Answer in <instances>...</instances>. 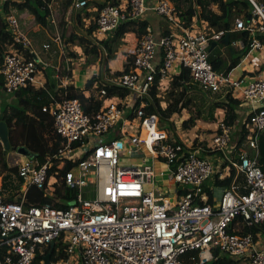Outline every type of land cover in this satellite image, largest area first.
<instances>
[{
  "label": "built area",
  "instance_id": "2783aa9c",
  "mask_svg": "<svg viewBox=\"0 0 264 264\" xmlns=\"http://www.w3.org/2000/svg\"><path fill=\"white\" fill-rule=\"evenodd\" d=\"M123 1L124 5H106L99 11L96 36L113 33L128 17L144 18L149 10L164 17L172 31L157 35L148 27L138 39L132 68L114 81L130 91L126 104L106 99L102 109L91 114L84 111L78 99H63L54 105L51 114L62 144L53 156H44L43 163L37 158L18 165L21 202L5 200L0 176V264H46V252L56 241L61 246L56 254L64 248L68 259H51V264H208L216 254L240 264H264V239L245 232L264 225V171L257 157L236 149L233 129L225 119L219 122L210 148L221 154L218 163L200 157V150L192 151L193 145L182 135L177 134L178 139L171 142L168 132L159 127V115L146 114L141 102L157 76L160 90L165 91L169 77L182 69L190 71V88L198 86L213 94L240 89L242 81L215 71L210 62L212 44L221 43L228 33L192 32L180 23L175 5L169 0H152L150 6L146 0ZM250 1L264 21V4ZM83 7L84 2L77 4V8ZM128 7L130 16L126 13ZM7 25L29 49L31 43L22 35L19 19L9 15ZM236 29L253 35L264 32L255 19L248 26L238 19ZM251 48L263 46L254 39ZM44 49L51 46L45 44ZM38 66L35 60L7 53L0 65L5 92L15 94L28 86H44ZM101 96L106 92L101 91ZM242 96L253 105L246 133L253 136L250 148L256 150L258 133L264 130V79L246 84ZM138 121L139 134L127 132ZM120 123L119 133L105 143ZM190 132L189 137L196 140ZM142 148L170 167L169 182L174 184L175 192L155 189L152 181L158 177L152 165L122 164L123 154L141 153ZM66 167L70 168L63 173ZM233 171L236 178L232 186L223 188L218 201L209 204L206 182L213 176L219 180L229 178ZM239 176L244 177V184H237ZM90 182L96 198L90 194ZM61 185L77 191L74 206L58 209L49 203L29 204L25 199L30 187L54 195L51 190Z\"/></svg>",
  "mask_w": 264,
  "mask_h": 264
},
{
  "label": "trees",
  "instance_id": "16d2710c",
  "mask_svg": "<svg viewBox=\"0 0 264 264\" xmlns=\"http://www.w3.org/2000/svg\"><path fill=\"white\" fill-rule=\"evenodd\" d=\"M53 0H13L8 1L4 4L6 15H10L11 9L29 10L37 18L38 24L43 25L44 21L51 14V8L49 5ZM175 5L176 15L180 23L190 28L193 24V20L197 22H204L208 25L212 32H219L225 30L231 35V32L236 28V22L238 19L243 20L248 26L250 22L255 19L261 23L264 27V21L260 15L256 13V8L250 0H212L213 4L218 7L219 14H214L203 9L202 3L204 0H169ZM257 5H263L264 0H254ZM122 0H106L104 4L98 5V12L106 5L120 6ZM94 16L97 17V13ZM130 16L129 7L126 11ZM91 14H86L89 17ZM81 19V15L77 17ZM149 27V23L146 18L132 19L128 17L127 20L123 21L119 27L113 32L107 35L106 39L100 44H85L75 34H72L68 39L67 43L78 44L82 47L83 55L85 56L86 62L89 66L95 65L98 61L100 62V72L95 75L90 81L86 83L83 88H76L73 85H64L63 77L60 70H55L39 64V70L43 73L44 86H28L13 96L12 102H0V122L5 121L11 130V126H27L33 125L36 128L38 137L44 147V155H40L38 160L41 163L44 162V156H53L60 145L62 144L61 138L56 133L54 127V121L51 111L54 105L63 99H78L81 101L84 111L87 114L99 112L106 99H118L122 100L125 104L130 91L126 88L118 86L117 84L104 79V65H105V54L111 49L115 43H119L126 35L130 33L136 34L138 39H141L146 33ZM96 26L90 27L91 33L95 32ZM239 35L242 38L244 48L241 53L234 58L230 67L226 70L225 74L230 73L237 65L240 56L245 55L251 49V45L254 39H257L264 47V32H257L253 35L250 31H239ZM76 42H74V40ZM230 38V48H231ZM12 48L13 51L9 53H15L27 60H34L32 52L23 46L21 42L16 39L15 34H12L7 27V24L0 27V59L3 63L4 55L8 52L7 47ZM232 52V51H231ZM72 58H77L76 53L69 54ZM212 65L215 71H219L222 66L221 59H215L212 61ZM122 74V73H121ZM73 76L71 68L68 69L67 77ZM0 77H2L0 75ZM39 77H42L39 72ZM66 77V78H67ZM120 74L117 75V78ZM190 82V71L182 69L180 74L170 76L168 79L166 91L160 90V79L156 77L152 89L149 94L142 98L143 109L146 114H157L160 117V129L168 132L169 140L172 142L178 139L177 126L173 120L174 116L182 117L187 114V118L183 122V127L186 130H191L197 126L198 120L201 118V112L197 108L193 97L191 96V88L189 87ZM0 88L4 89V79L0 80ZM101 91L106 92V96H101ZM162 93H166L163 95ZM241 105V102L231 96L216 103L215 107L224 108L227 111L225 118L226 123L231 126L233 130L237 129V123L239 116L237 109ZM47 108L44 112L43 109ZM241 131L237 137L236 149L239 150L243 147L246 141V124L241 127ZM11 132V131H10ZM236 131H233L232 139H234ZM143 132V137L145 136ZM216 134L211 137H207V133L203 139H198L194 142L191 147L192 151L200 150V157L206 155H212L210 152L209 145L215 138ZM177 143H179L177 141ZM25 146V145H23ZM20 147V146H18ZM202 153V155H201ZM220 156L221 154L218 153ZM237 159V156H234ZM70 167H66L63 173L67 172ZM53 170H56L53 169ZM18 165H11V160H7L6 155L3 151V146L0 143V176H2V189L1 192L5 196L7 202H21L22 195L20 189L22 181L17 180ZM236 178V173L233 171L232 176L224 180L216 179L217 186L230 188ZM239 180V177H238ZM57 186L55 190H51L54 193L55 198L49 197L45 190H39L36 187H30L25 195V199L29 204H51L54 208L66 209L65 206L56 203V199H62L66 201H73L77 198V191L74 189H65ZM186 191H189L188 189ZM209 204H213V195L209 191ZM246 233L254 234L255 238L259 236L264 239V225H256L250 229H246ZM60 243L55 242L53 254L51 256L52 261L67 260L68 256L62 248L59 255L56 254ZM50 248L47 250L48 254ZM42 256H40V259ZM240 261L231 259L229 256L223 255L220 258L216 257L211 260L208 264H240Z\"/></svg>",
  "mask_w": 264,
  "mask_h": 264
},
{
  "label": "crops",
  "instance_id": "0c3cea01",
  "mask_svg": "<svg viewBox=\"0 0 264 264\" xmlns=\"http://www.w3.org/2000/svg\"><path fill=\"white\" fill-rule=\"evenodd\" d=\"M8 1H13V0H1L0 13L4 15V17L9 16V15H6V12L4 9V4ZM105 1L106 0H84V1L82 0H53L50 6L51 14L44 21L43 25L38 24L37 18L29 10H19V9L13 8L11 9L10 15H15L19 19L21 27H23V29L28 35H31L33 42H36L40 39L45 40L46 43L43 44V48H44V45L48 44L46 39H51L54 42H57L56 43L57 45H60V47H63V53L61 52V54H63L66 58L65 65L68 67V69L71 68L72 74H73L71 78L69 77L65 78L63 83L65 86L73 85L76 88H83L88 81H90L95 75L99 74L100 62L98 61L95 65L89 66L86 62L85 56L83 55L82 47H80L78 44L67 43V39L72 34H75L79 39L86 41L84 42L85 44H91L92 42L94 44H100L103 40H105L107 36L99 38L98 36H96L95 32L91 33L90 31V27L92 25L95 26L96 16H94V13L98 12V5L104 4ZM81 2L85 3V7L83 8L88 10V12H85V14L87 13L91 14L88 17L90 21L89 22L87 21L86 25H84L85 21L83 22L82 17L81 19L77 18L80 15V12L79 10H76V9H82V8H77V4ZM122 2H123L122 4L124 5L123 0ZM151 2L152 0L149 1L147 5L150 6ZM202 7L205 10L207 9V11L208 9H210V12L214 14H219L218 7L215 4H212L211 6L209 4L207 5L205 4ZM148 13L149 14L152 13V16H149ZM97 14H99V12ZM144 18L147 19L149 23V28L152 30V32H154L157 35H162L164 33H169L172 31L166 19L164 17L159 16L153 10H149L145 14ZM67 27L71 29L68 32V34L72 33V34H69L70 36L69 35L66 36L67 34L64 33ZM189 29L192 32H199V33H205V34L211 33V29L208 27L206 23H204L203 21L197 22L196 19L193 20V24L191 25ZM63 33L65 34L66 37L65 36L62 37ZM125 37H124L126 39L125 43L124 42L122 44L115 43L111 47V49L107 51L105 54V65H104V71H103L104 79L110 82H113V83L115 80L119 78V77L117 78L118 74L121 75V73L126 71V69L132 68L131 57L137 46L138 38L136 34L134 33H130L126 35ZM230 38L232 41V44H231L232 52L231 53L232 55L238 56V54L241 53L242 49L244 48L242 38L239 35V30L235 28L231 32ZM130 43L133 44V47L128 46ZM29 50L32 52L33 58L36 62H38L39 64L43 66L58 70L56 66L50 64L49 62L41 61V59H39L33 53L34 50L31 48V46L29 47ZM214 50L212 52H214ZM11 51H13L12 48H10V46L7 47L6 52L9 53ZM71 53H76L78 57L77 58L70 57L69 54ZM60 58L61 57H59V59ZM214 58L222 60V66L220 69L223 70L222 72H224L225 74L226 70L230 67L231 63L236 57L230 56L228 58H225L224 53L220 52ZM159 59H160V56H159ZM1 64L2 62L0 59V65ZM113 71L115 72V76L112 77L110 76V72H113ZM39 72L42 76L39 78L41 82L44 83L43 73L40 70ZM178 74L179 72L177 71L175 75H178ZM227 75L232 80L242 81L243 83L241 85V88L236 89V90L229 89L230 92L217 93V94L206 92L198 86H194L191 88V92H192L191 96L193 97V100L197 108L201 112V118L200 120H198L196 127L192 128L191 130H186L183 127L182 124L184 120L188 117L187 114L185 113L182 117L177 116V115L173 117V120L174 121L176 120L175 123L177 126V134L182 135V138H184V140H186L187 142L192 143L198 139H203L206 133H207V137H209L210 139L215 134L216 135L218 134L217 132L218 124L221 120H224L226 118L227 111L224 108H221L219 106L215 107V106H216V103L226 99L228 96H231L241 102V105L237 109V114L239 116L237 128H238V124L240 123V121H242L241 126H244L247 123L251 110L253 109V105L248 104L243 100L242 88L245 87V85L251 81L258 80V79H264V47L262 49H255V48L252 49L251 48L250 51H248L245 55L240 56V59L236 67ZM1 78L2 77H0V80ZM0 91L5 92V90L2 88H0ZM205 96H208V98H206ZM7 102H12V100L8 99ZM256 107H261V104ZM121 126L122 124L120 123V125L117 127L118 129L117 134L119 133V129ZM241 130L242 129H240V131ZM233 131L234 132L236 131V133L234 134L237 135L238 133L237 129ZM189 132H190L191 137L194 136V137H197V139L192 140L189 137ZM233 141L236 142L237 140L233 139ZM211 145H212V142L209 145L210 148H211ZM210 152L212 151L210 150ZM199 155H200V152H199ZM205 157L210 158L211 160L215 161V163H218V160L220 159V155L218 153L217 154L214 153L212 155H206ZM216 179L218 178L216 176H213L205 184V190L207 191V193H209L210 191L213 195V201H212L213 203L218 201V198L222 194L223 188H225V187L217 186V184L215 183ZM165 184H169V189L175 188L172 182L168 181V183H165ZM237 184H244V177L239 176V180Z\"/></svg>",
  "mask_w": 264,
  "mask_h": 264
},
{
  "label": "rangeland",
  "instance_id": "374dc122",
  "mask_svg": "<svg viewBox=\"0 0 264 264\" xmlns=\"http://www.w3.org/2000/svg\"><path fill=\"white\" fill-rule=\"evenodd\" d=\"M149 1H151V0H146L147 3ZM203 4L204 5L205 4L206 5L209 4L211 6L213 4V2H212V0H204L202 5ZM0 5H1V0H0ZM76 10H79L80 15L83 13L81 15V17L83 19V22L85 21L84 25H86L87 21L88 22L90 21L88 19V17L86 16V14H85V12H88V10L85 9V8L76 9ZM206 11H207V9H206ZM208 12H210V9H208ZM149 16H152V13H150ZM7 18H8V16L4 17V15H2L0 13V27H2L3 25L7 24ZM84 19H86V20H84ZM260 21L263 22V19H261ZM20 29H21L22 35H24L30 41L31 48L34 50L33 53L39 59H41V61H43V62L47 61L50 64L56 66L58 68V71L60 70L61 75L66 78L67 77V73H68V67L65 65L66 64L65 56L63 54H61V52L63 53V47H60V45L56 44L57 42H54L51 39H46L47 43L51 46V49L45 50L43 48V44L46 43L45 40L40 39V40H38L36 42H33L32 38H31V35H28L25 32V30L23 29V27H21V25H20ZM70 30L71 29L69 27H67V29L64 31V33L67 34L66 36H68L69 34H72V33L68 34V32ZM64 33L62 34V37L65 36ZM81 33H83V32H81ZM125 38H123L119 43H121V44L123 42L125 43V41H126ZM76 40L77 39H75L74 42H76ZM80 40L82 42H86V41H84L82 39H80ZM128 46H132L133 47V44L130 43ZM229 46L225 47L224 45L219 44L218 47L215 48L214 52H212V53L210 52V62L214 61L215 60L214 57L220 52L224 53L225 58H228L230 56L231 57H237V55H232V53H231V48L232 47L230 48ZM59 57H61V58L59 59ZM222 71L223 70L220 69L218 72L224 74V72H222ZM110 76H112V77L115 76V72L114 71L110 72ZM65 78H63V81H64ZM162 94L165 95L166 93H162ZM205 97L208 98V96H205ZM13 98H14L13 94H8L6 92L0 91V102L1 103L7 102L8 99L12 100ZM241 125H242V121H240V123L238 124V128H237V132L238 133H237V135L236 134L233 135L234 139H237V137L239 135V131H240L241 127H242ZM139 127H140V121L136 122V127H133V128L129 127L127 129V132H131L133 130L134 134H139V129H140ZM10 129H11L10 130L11 131L10 132V140H11V144H12L13 147L17 148L18 146L25 145L26 147H28L34 153H37L39 155H43L44 147L41 144V141H40V139L38 137L36 128L34 126H32V125L13 126L12 125ZM117 131H118L117 128L112 130V132L107 136L105 143L109 139L114 137L117 134ZM252 137L253 136L250 135V134L246 135V141H245L242 149L247 151L251 155V157H253V158L257 157V159H258V161H259V163H260V165L262 167V170L264 171V130L262 132L258 133V137H257V139H258L257 140L258 149H256V150L250 148V141H251ZM187 143L189 145H191V146L193 145V143H191V142H187ZM142 150L143 151L141 153H137V152L133 151L131 154H128V153L123 154V156H121L122 164L125 167H131V166H135L137 164H142V163L152 165L154 167V170L156 171V175L158 177L157 179H154L152 181L153 184H154L155 189L156 190L160 189V190H162L163 192H166V193L169 192V191L175 192L177 190L176 188L169 189L168 184H165V183H168V181H169L168 172L170 171V167H167L164 162H160L158 159L151 158L149 156L148 152L144 148H142ZM256 154H258V155L256 156ZM6 158H7L8 161L11 160V165H15V164L19 165L20 163H23L27 159L25 156L18 154L16 151L8 152L6 154ZM161 172L163 173L162 176H161ZM0 182H1V179H0ZM89 191H90V194H91L92 198H96L97 193H96V190H95V188L93 186V183H91V182H90V186H89Z\"/></svg>",
  "mask_w": 264,
  "mask_h": 264
},
{
  "label": "water",
  "instance_id": "95a60500",
  "mask_svg": "<svg viewBox=\"0 0 264 264\" xmlns=\"http://www.w3.org/2000/svg\"><path fill=\"white\" fill-rule=\"evenodd\" d=\"M82 1H84V0H82ZM220 44H223L225 46H229L230 45V34H227L224 37V39L221 41ZM217 45H218V43H213L211 48H210V52H212L217 47ZM0 143L3 146V151H4L5 155L8 152L16 151L18 154L25 156L29 160L37 159L40 156L39 154L34 153L31 150H29L26 146H20L17 148L13 147L11 144V140H10L9 126L7 125V123L5 121L0 122ZM47 195L49 197L55 198V196L52 195L51 192H47ZM56 203L59 205L65 206L66 208L72 207L75 205L74 201H66V200H62V199H56ZM54 247H55V243H52L50 246L49 253L45 256L46 264H51V256L53 254Z\"/></svg>",
  "mask_w": 264,
  "mask_h": 264
}]
</instances>
